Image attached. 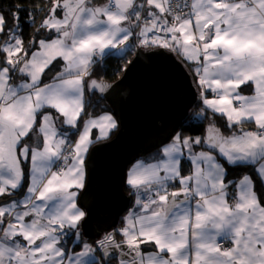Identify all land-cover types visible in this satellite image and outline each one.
Returning <instances> with one entry per match:
<instances>
[{
    "label": "snow or ice",
    "instance_id": "1",
    "mask_svg": "<svg viewBox=\"0 0 264 264\" xmlns=\"http://www.w3.org/2000/svg\"><path fill=\"white\" fill-rule=\"evenodd\" d=\"M164 52L192 100L96 184L101 66ZM0 264H264V0H0Z\"/></svg>",
    "mask_w": 264,
    "mask_h": 264
},
{
    "label": "water",
    "instance_id": "2",
    "mask_svg": "<svg viewBox=\"0 0 264 264\" xmlns=\"http://www.w3.org/2000/svg\"><path fill=\"white\" fill-rule=\"evenodd\" d=\"M176 65L178 58L168 52L152 60L143 56L126 74L122 73L115 81L107 80L113 84L123 80L121 88L117 89L119 95L114 94L107 101L110 106L115 102V110L123 123L108 142L110 147L103 148L94 159L96 184L114 190L128 161L151 149L156 134L151 127L152 121L173 115L177 107L192 100L189 93L191 77L183 68L173 71ZM129 199L120 187L115 197L116 209Z\"/></svg>",
    "mask_w": 264,
    "mask_h": 264
},
{
    "label": "trees",
    "instance_id": "3",
    "mask_svg": "<svg viewBox=\"0 0 264 264\" xmlns=\"http://www.w3.org/2000/svg\"><path fill=\"white\" fill-rule=\"evenodd\" d=\"M16 2L17 0H3V7L7 10L10 4H15ZM26 32L30 33V30H26ZM131 58L132 57L130 56L129 59ZM119 64H120V61L114 56L106 58V60L104 61V64L101 66V71L107 73V76L105 77L106 80L115 81L122 75V73L119 75H117L116 73V69L119 66ZM105 103L108 104L107 101ZM115 133L113 134V136L115 135Z\"/></svg>",
    "mask_w": 264,
    "mask_h": 264
},
{
    "label": "crops",
    "instance_id": "4",
    "mask_svg": "<svg viewBox=\"0 0 264 264\" xmlns=\"http://www.w3.org/2000/svg\"><path fill=\"white\" fill-rule=\"evenodd\" d=\"M245 94L247 95V94H250V93L246 91Z\"/></svg>",
    "mask_w": 264,
    "mask_h": 264
}]
</instances>
